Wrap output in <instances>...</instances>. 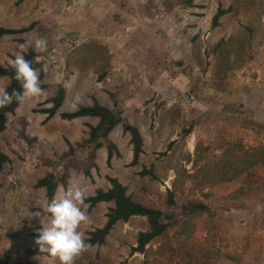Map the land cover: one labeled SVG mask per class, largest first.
<instances>
[{"label": "rangeland", "instance_id": "374dc122", "mask_svg": "<svg viewBox=\"0 0 264 264\" xmlns=\"http://www.w3.org/2000/svg\"><path fill=\"white\" fill-rule=\"evenodd\" d=\"M2 0L0 26L34 28L0 38V64L9 65L19 45L37 38L47 50L43 64L45 95L25 101L8 115L0 150L11 159L0 177V264H60L47 252L28 255L48 214L46 191L36 189L49 169L40 159H58L71 143L88 138L94 117L64 120L94 101L125 110L144 138L140 165L130 166L131 136L121 125L110 138L122 157L107 165V151L96 152L92 176L73 170L88 196L118 178L135 200L166 210L168 191L178 205L202 201L211 209L180 218L167 234L131 254L144 217L119 223L103 246L90 247L75 264H264V0ZM219 7L232 12L218 27ZM8 77H0L6 88ZM66 100L54 118L40 111L58 85ZM233 109V110H232ZM21 119L34 152L20 138ZM191 133L187 130L192 127ZM174 141L171 149L169 145ZM86 155L79 152L82 160ZM154 166L156 179L141 177ZM69 186V185H68ZM66 190L60 186V190ZM112 203L87 214L88 231L102 227ZM39 214V215H36Z\"/></svg>", "mask_w": 264, "mask_h": 264}, {"label": "trees", "instance_id": "16d2710c", "mask_svg": "<svg viewBox=\"0 0 264 264\" xmlns=\"http://www.w3.org/2000/svg\"><path fill=\"white\" fill-rule=\"evenodd\" d=\"M2 0H0L1 2ZM182 4L187 7H195V0H183ZM232 7L224 9L219 7L212 19V26L218 27L222 17L230 14ZM34 28V25L23 29H9L0 26V38L9 34H22ZM25 59L30 61L32 67L40 70L43 75L42 62H36L37 52L33 47H30L27 53H24ZM0 77H8L9 84L6 89L9 93L14 90L21 92L22 88L19 82L15 80V71L10 65L3 66L0 64ZM66 100V87L63 84L58 85L54 96L48 100L51 107L41 110L40 112L46 115L45 121H49L56 116ZM22 103H19L15 97L10 105L0 108V134H3L7 129L8 115H14L16 110ZM233 110V109H232ZM64 120L72 121L83 117H94L99 120L97 125H89L88 138L80 142L71 143L66 139L68 150L58 159L54 161L51 159H40L39 163L49 169L45 176L39 179L35 185L36 189H44L46 191V198L50 203L56 197L58 188L60 186L67 188L69 185V178L73 170H82L85 176H92V169H97L96 152L105 148L107 151V165L112 166L115 159L122 157L118 145L110 138L114 129L121 125L125 133L130 134L133 157L130 166L140 165L141 156L145 154L144 138L139 128L133 124L127 112L119 107L117 109H110L97 101L91 106H80L74 112H65L60 114ZM23 130L20 131V138L26 143L27 149L34 152L37 138L30 137L26 131L27 123L25 119H21ZM192 127L187 130V134L191 133ZM174 141L170 143L169 149L172 148ZM79 152L86 155L82 160L79 158ZM11 159L9 155L0 150V177L6 173L7 166L10 165ZM141 177H150L156 179L154 166L147 168L143 166L139 173ZM110 187L108 189H97L93 195L88 196L86 203L89 205L88 212L95 209L101 203H112L106 217L105 224L86 233V243L94 246H103L107 242V238L111 235L115 227L119 223H127L134 217H144L148 222V229L142 231L137 236L136 245L132 247L131 254L140 253L145 255L147 253V246L159 238L164 237L169 229L180 218L192 216L198 213L209 214L211 209L202 201L191 200L186 204L178 205L175 193L168 191L166 200V210L144 205L143 203L134 199L128 193V188L116 177L107 176ZM28 255L41 254L40 248H29L26 250ZM6 259L2 264H9L11 253L7 252ZM144 264H147L144 263Z\"/></svg>", "mask_w": 264, "mask_h": 264}, {"label": "clouds", "instance_id": "9594fccd", "mask_svg": "<svg viewBox=\"0 0 264 264\" xmlns=\"http://www.w3.org/2000/svg\"><path fill=\"white\" fill-rule=\"evenodd\" d=\"M30 47H33V41L19 45L15 58L8 60L22 91L14 90L9 93L6 88L0 87V108L10 105L13 97L19 103H23L39 100L45 95L38 70L25 59L24 53H27ZM34 50L37 53L46 51L47 40L37 38L34 41ZM39 60L40 56H37L36 62ZM87 198V187L81 186L79 179L71 180L67 189H61L59 196L53 198L44 209L48 216L42 221L43 230L35 243L41 252H47L52 258L58 259L60 264H75V261L91 247L85 242L87 237L81 230L83 225L91 222L87 214L89 207L85 202Z\"/></svg>", "mask_w": 264, "mask_h": 264}, {"label": "crops", "instance_id": "0c3cea01", "mask_svg": "<svg viewBox=\"0 0 264 264\" xmlns=\"http://www.w3.org/2000/svg\"><path fill=\"white\" fill-rule=\"evenodd\" d=\"M213 19V18H212Z\"/></svg>", "mask_w": 264, "mask_h": 264}]
</instances>
